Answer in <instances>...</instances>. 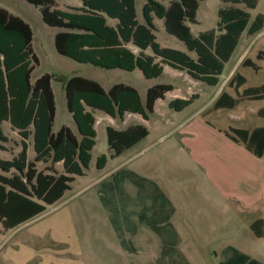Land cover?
Wrapping results in <instances>:
<instances>
[{"label":"trees","instance_id":"16d2710c","mask_svg":"<svg viewBox=\"0 0 264 264\" xmlns=\"http://www.w3.org/2000/svg\"><path fill=\"white\" fill-rule=\"evenodd\" d=\"M39 6L43 19L60 29L55 33V47L59 54L82 63H91L107 69L128 71L140 69L146 78H157L164 72L163 64L186 70L193 78L217 85L225 63L231 58L243 31L256 35L264 28V13L251 20V12L240 6H231L219 15L217 26L195 36L190 23H197L199 0H144V21L138 19L136 0H82L80 6L62 8L56 0H28ZM256 7L259 0H228ZM163 19L167 34L186 45L188 52L162 47L157 41L155 18ZM109 18L116 20L110 23ZM33 28L22 16L0 5V149L10 141L3 128L9 121L22 137V149L12 159L0 158V242L1 235L45 213L71 188L75 175H85L90 168L92 150L96 145V117L99 109L123 118L127 112L140 113L145 119L154 112L158 98L173 88L158 84L147 90L143 102L139 90L128 84L115 83L110 89L97 80L72 76L64 88L68 110L76 122L79 135L68 126L53 131L56 100L52 75L43 74L32 81V72L39 58L35 53ZM137 48V51L134 50ZM152 53H147V50ZM264 59V50L257 53ZM159 59V60H157ZM259 71L261 66L251 58L242 61ZM247 78L236 71L229 81L235 87V98L224 92L215 108L234 107L244 99H264V83L239 92ZM182 105L171 106L181 110L191 99H177ZM264 117V107L259 110ZM227 134L235 141L264 159V126L253 130L232 128ZM110 156H117L149 134L142 124H133L119 130L107 127ZM32 138L35 155H28V140ZM109 156L97 159V168L105 167ZM39 162H51L49 172L38 168ZM62 163L64 171L56 173L55 165ZM259 236L264 237V231Z\"/></svg>","mask_w":264,"mask_h":264},{"label":"rangeland","instance_id":"374dc122","mask_svg":"<svg viewBox=\"0 0 264 264\" xmlns=\"http://www.w3.org/2000/svg\"><path fill=\"white\" fill-rule=\"evenodd\" d=\"M137 11L140 19H144L142 6L144 0H136ZM58 6L70 8L82 4V0H56ZM0 5L27 20L34 32L32 46L39 58L32 72V81H36L43 74L52 75V88L56 100V116L53 131L56 133L62 126L70 127L75 134L79 131L72 113L66 103L65 81L72 76H83L100 82L103 86L115 83H124L136 87L146 100L147 89L159 83L182 84L201 92L203 98L191 109L199 108L208 97L217 89L215 86L204 88L191 77L177 76L175 70L169 67L158 78H146L140 69L133 71L121 68L107 69L91 63H82L67 56L59 54L55 47V33L60 29L48 24L42 17L39 6L28 0H0ZM231 6H240L251 12V20L259 13H264V0H259L256 7L247 8L244 3H234L228 0H199L197 8V23H191L192 31L198 36L201 30L217 26L219 15ZM160 30L157 31L158 39L163 43L174 46L186 45L173 36L169 41L164 39L165 34L162 22L157 19ZM254 40L247 39L246 34L240 40L239 46L231 60L226 64L221 82L232 75L235 70L241 71L247 78V86H257L264 83V59H257L258 50H264V28ZM252 41V42H251ZM247 48V50H246ZM196 55V53H193ZM253 58L261 68L255 71L252 67L240 66L244 57ZM178 71V70H176ZM190 77V76H189ZM264 104L262 100L245 101L236 110L249 111L245 120L230 121L234 126H252L264 124L254 110ZM96 117V146L93 149V159L86 175H75L63 197L40 216L20 225L1 235L0 264H144L139 257V251L153 250V236L149 244H138L137 238L127 228L121 230L116 224V218L107 210V187L111 178L104 174L114 167L119 161L149 146L148 151L135 160L136 169L145 173L149 178H155L167 191L176 190L181 209V217L185 215L187 243L184 246L187 254L193 259L188 264H221V252L224 246H243L245 249L257 247L264 254V247L249 239V229L246 226L248 218L238 212V208L230 198L223 202L218 198L211 184V171L223 173L227 176L231 169L228 167H211L209 171L205 166L192 159L187 148L181 145L185 135L169 132L168 127H162L158 121L164 116L152 115L145 119L141 114H129L124 119L113 118L102 110L95 109ZM184 116L183 113L178 114ZM137 122H142L150 130V134L141 139L133 149L114 158L109 157L108 165L103 170L97 169V159L102 154L110 156L107 126L126 127ZM164 124V123H162ZM245 124V125H244ZM4 131L10 137L5 143L6 149H0L1 159H12L22 149V137L12 128L9 121L3 124ZM163 137V138H162ZM162 138V139H161ZM184 141V142H185ZM29 159L33 160L35 150L32 138L28 140ZM176 146L170 149L169 147ZM182 147V148H181ZM51 162H39L38 168L49 172ZM56 173L64 171L62 163L55 165ZM258 173L264 172V161L255 167ZM104 176L103 179L100 178ZM114 189H117L114 187ZM258 216H264V205L258 206ZM133 214L132 212H126ZM255 215V214H254ZM121 219L129 221V216L123 213ZM179 222L180 219H179ZM185 230V228H184ZM149 235V228L146 230ZM251 237L254 238L252 234ZM255 239V238H254ZM245 243V245L240 242ZM264 243V239L261 240ZM146 248V249H144ZM251 249V248H250ZM217 253L219 256H217Z\"/></svg>","mask_w":264,"mask_h":264},{"label":"crops","instance_id":"0c3cea01","mask_svg":"<svg viewBox=\"0 0 264 264\" xmlns=\"http://www.w3.org/2000/svg\"><path fill=\"white\" fill-rule=\"evenodd\" d=\"M138 19L140 21H144V19H140L139 16ZM157 19L162 22V29L165 34L164 39L166 41H169L170 38L173 39V36L167 34L163 19L159 17L155 18L157 24V29L155 30L156 34L157 31L161 29L160 26H158ZM109 22L114 24L116 23V20L109 18ZM261 32L262 31L252 36L248 34L247 30H245L243 31L240 40L245 34L247 39L254 40L261 34ZM240 40L231 58L236 52ZM157 41L162 47L180 49L182 51L188 52L193 58H197V55L193 54L195 52H190L185 47L174 46L168 42H161L158 39V34ZM134 50L137 51V48H134ZM147 53H152V51L149 49L147 50ZM231 58L225 63V68L226 64L231 60ZM245 58L251 57L246 56L242 59V61ZM242 61L240 62V66H244ZM163 67V74L166 72V69L171 67L173 70H175L174 73H176L177 76L182 77L187 74V78L191 79L192 77L186 70L175 68L167 63H164ZM236 71L239 70H235L230 77L221 82L222 74L217 85H210L207 83L209 86L217 87V89L197 109H191V107L203 98V94L201 92H196L193 88L188 86L184 87L182 84L159 83L171 84L173 88L167 91L164 97L158 98L156 100L154 112L150 113L148 120L151 119L152 115H159L160 117L164 116L165 118L161 117V119L158 121L160 124V129H162V127H168L167 130L170 133L174 132L185 135V139L187 141L182 140L181 145L184 148H187V152L189 151V154H191L194 161L196 159L197 163L205 166L209 171H211V167L214 166H226L228 169H231L227 176H225L223 173H213L211 171L210 180L215 194L218 198H222L223 202L226 200V198H230V200L233 201V204L238 208V212L249 219L246 223V226L250 232L249 239H252L255 243H260L264 247V243L261 241L264 239V237L259 236L260 233L264 231V216H258L259 210H257L258 206L261 207L264 205V172L262 171L261 173H258L255 169L256 165L261 163V160L264 161V159L257 157L255 154L249 151L242 141H235L227 134V132L234 134L231 130L232 128L253 130L256 127L264 126V124L254 123L252 126H243V124L234 126L230 122L236 119H238V121L247 119L249 111H244L243 109L242 112H239V110L237 112L236 110L245 101L252 99H244L234 107H214L224 92L235 98L238 96L235 87L229 84L230 79ZM239 72L242 73L241 71ZM191 80L198 82V84L204 88H207V85H204L206 82L195 78ZM247 82L239 88V92H242L245 88L250 87H245ZM113 85L114 84L104 87L105 89H110ZM191 98L192 102L181 110H176L171 106V103L178 106L182 105L181 102H177V99ZM142 100L143 102L146 101L143 96ZM259 100L264 101V99ZM263 107L264 104L254 110V113L257 114V116L262 120H264V117L259 115V110ZM93 113H95V110H93ZM180 113H183L184 116L179 117L178 114ZM129 114L140 113L127 112L121 119H124ZM113 118L115 119L119 117ZM136 124L145 125L142 122H137ZM112 127L123 130L129 126ZM140 142L141 140L131 148L126 149L123 153L133 149ZM148 148L149 146L144 147L142 150L129 155L127 158L119 161L114 167L110 168L109 171L104 174V176H106L105 178H111L107 187V210L110 211L113 218H116V224L121 230H125L127 228L133 230V228L136 227L135 231H128V233L138 239V244H149L153 236V250L151 251L149 248L148 251H139V257L144 260V264H188V260L193 259L194 257H190L187 254V249L184 246V244L187 243V236L185 235L187 226H185L184 223L186 218L185 215L181 217L182 211L178 203L179 200L175 198V196H177L176 190L172 189V191H167L155 178L151 179L149 176H147V174L140 173L136 169V165L134 163L135 160L138 159L140 156L139 154L142 155L143 153H146ZM169 148H176V146ZM123 153L117 155L116 157L123 155ZM109 157L114 159L116 158L115 156ZM108 162L109 158L104 168L97 169H105L108 165ZM104 176L102 175L100 178L103 179ZM114 187L117 189H114ZM129 211L133 214L126 213ZM123 213H125V216H129L128 222H125L121 219V215ZM179 219L181 222H179ZM146 228H149V232H151L152 235L147 234L148 232L145 231ZM250 234H252L255 239L251 237ZM240 243L242 244L243 242L241 241ZM243 244L245 245V243ZM217 256H219L218 253ZM220 259L222 260L221 264H264V254L260 253L257 247H251L250 245L247 249H245L243 246H224Z\"/></svg>","mask_w":264,"mask_h":264}]
</instances>
